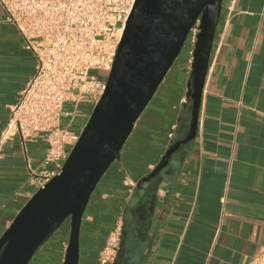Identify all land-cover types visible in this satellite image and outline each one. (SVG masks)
I'll return each instance as SVG.
<instances>
[{"label":"crops","instance_id":"1","mask_svg":"<svg viewBox=\"0 0 264 264\" xmlns=\"http://www.w3.org/2000/svg\"><path fill=\"white\" fill-rule=\"evenodd\" d=\"M6 16L0 4V135L37 66ZM190 73L189 63L170 70L99 183L82 226L80 264H99L116 226L123 237L115 264H251L263 251L264 0H225L196 139L129 193L125 179L140 183L188 132ZM46 150L42 136L3 149L0 238L34 195L27 158L37 166Z\"/></svg>","mask_w":264,"mask_h":264},{"label":"water","instance_id":"2","mask_svg":"<svg viewBox=\"0 0 264 264\" xmlns=\"http://www.w3.org/2000/svg\"><path fill=\"white\" fill-rule=\"evenodd\" d=\"M225 0H137L118 50L106 91L93 109L77 145L57 177L37 191L0 238V264H30L69 221L62 264H80L81 235L88 205L99 183L119 160L136 123L153 101L200 21L188 83V132L172 143L156 169L196 139L211 55Z\"/></svg>","mask_w":264,"mask_h":264},{"label":"built area","instance_id":"3","mask_svg":"<svg viewBox=\"0 0 264 264\" xmlns=\"http://www.w3.org/2000/svg\"><path fill=\"white\" fill-rule=\"evenodd\" d=\"M136 2L0 0L7 14L6 22L18 30L26 49L37 60L35 74L12 107L8 124L0 135V156L16 138L25 144L43 137L47 150L41 162L34 166L27 158V183L34 188V194L60 175L104 95ZM199 34L200 21L187 39L192 46L190 68ZM93 71L102 73L105 79L94 76ZM67 104L74 109L66 110ZM78 118L85 119V125L75 129ZM173 138L174 133L169 134V139ZM124 184L129 193L138 186L131 178H126ZM122 237V226H116L99 254V264H115ZM251 264H264V249Z\"/></svg>","mask_w":264,"mask_h":264},{"label":"rangeland","instance_id":"4","mask_svg":"<svg viewBox=\"0 0 264 264\" xmlns=\"http://www.w3.org/2000/svg\"><path fill=\"white\" fill-rule=\"evenodd\" d=\"M192 46H190L189 41L186 42L180 56L176 60L174 66L172 67L173 70L177 68L184 67L189 60L190 57V51ZM92 74L94 76L104 78L105 77L102 75V73L98 71H93ZM65 109L68 111H72L74 107L72 105H66ZM87 124V123H86ZM84 125L82 118H78L75 123H74V128L79 129ZM82 236V235H81ZM68 237H69V223L67 225H63L54 235L53 237L48 241V245L45 246V249L50 248L52 245L55 246V250L58 252V254L61 256V263L63 262L64 255H65V245H68ZM36 256V255H35ZM35 258V257H34ZM34 260V259H33ZM32 264V262H31Z\"/></svg>","mask_w":264,"mask_h":264},{"label":"trees","instance_id":"5","mask_svg":"<svg viewBox=\"0 0 264 264\" xmlns=\"http://www.w3.org/2000/svg\"><path fill=\"white\" fill-rule=\"evenodd\" d=\"M46 245H48V242L37 252L35 258H33L34 260H32V264H60L61 263L62 258L58 254V252L55 250V246L52 245L50 248L45 249Z\"/></svg>","mask_w":264,"mask_h":264},{"label":"flooded vegetation","instance_id":"6","mask_svg":"<svg viewBox=\"0 0 264 264\" xmlns=\"http://www.w3.org/2000/svg\"><path fill=\"white\" fill-rule=\"evenodd\" d=\"M191 103V102H190ZM67 223H69V221H67L66 223H65V225H67Z\"/></svg>","mask_w":264,"mask_h":264}]
</instances>
